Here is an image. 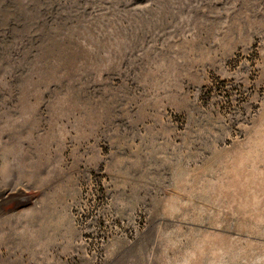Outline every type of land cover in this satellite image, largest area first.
Masks as SVG:
<instances>
[{
  "label": "rangeland",
  "instance_id": "obj_1",
  "mask_svg": "<svg viewBox=\"0 0 264 264\" xmlns=\"http://www.w3.org/2000/svg\"><path fill=\"white\" fill-rule=\"evenodd\" d=\"M0 264H264V0H0Z\"/></svg>",
  "mask_w": 264,
  "mask_h": 264
}]
</instances>
